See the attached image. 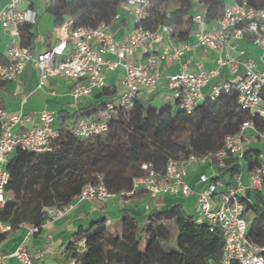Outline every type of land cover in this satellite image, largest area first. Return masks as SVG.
Wrapping results in <instances>:
<instances>
[{"label": "trees", "instance_id": "1", "mask_svg": "<svg viewBox=\"0 0 264 264\" xmlns=\"http://www.w3.org/2000/svg\"><path fill=\"white\" fill-rule=\"evenodd\" d=\"M125 1L47 0L45 10L52 15L54 28L67 20L72 27L103 22L112 28ZM245 1L255 7L264 5V0ZM224 5L222 0H146L148 12L140 25L150 30L165 26V35L184 42L189 38L196 13L202 14L204 22H211L221 15ZM33 25H19L21 45L30 47ZM5 61V55H0V62ZM4 82L7 81L0 84ZM115 93L114 87L103 86L94 103L74 112L59 111L58 134L50 151L38 153L19 148L11 154L5 164L9 174L6 200L0 208V217L11 224V231L23 224L38 231L46 207L68 203L86 183L99 179L112 195L124 200L146 197L145 191L132 190V179L143 174V163L162 171L169 159H184L190 154L213 155L223 146L225 136L238 132L245 120L264 129L257 116L241 108L237 91L231 87L222 89L214 98L206 96L189 112L175 100L156 107L136 98L130 108L115 107L106 132L76 137L67 120L80 115L97 116L109 101L101 98ZM259 155L258 148L246 149L245 173L261 164ZM238 170L237 164L229 167L231 173ZM245 211L252 216L248 239L258 246L264 245L263 198L257 194L255 201L247 200ZM81 239L82 247L77 244ZM222 246L219 227L197 221L181 204L174 203L153 208L143 222L128 212L116 218L99 215L87 226L77 228L65 252L70 264H221Z\"/></svg>", "mask_w": 264, "mask_h": 264}, {"label": "built area", "instance_id": "2", "mask_svg": "<svg viewBox=\"0 0 264 264\" xmlns=\"http://www.w3.org/2000/svg\"><path fill=\"white\" fill-rule=\"evenodd\" d=\"M23 1L0 0V25L10 38L4 54L6 61L0 62V81L15 79L30 64L39 70V86H43L48 78L71 81V95L76 102L88 96L94 88L104 86V70L122 68L121 92L117 100L107 101L97 116L80 115L73 119L71 126L76 137L88 138L106 132L116 106L130 108L136 98L155 89L159 80L156 67L166 60L178 64V70L166 76L165 87L170 91L169 98L177 101L182 109L189 112L206 96L214 98L222 89L233 87L241 108L264 123V70L258 69L252 58L240 57L243 51L239 50L235 56L229 53L218 55L216 66L209 70H190L187 61L181 59L185 52L196 47L220 52L233 48V43L245 36L264 50V5L255 7L245 0L225 4L221 15L215 19V26L209 29L202 28L203 16L196 13L193 22L198 29L194 44L180 42L172 46L165 43L158 47L164 41L167 28L144 29L140 21L148 12L146 0H126L121 6L129 8L133 27L124 41L117 40L103 22L96 26L72 27L71 21L67 20L59 27L58 40L54 45L32 54L29 47L20 44L18 28L23 23L34 24L36 12L21 8ZM117 17L118 13L114 18ZM142 48L146 50L144 61L127 60ZM223 67L234 76L241 70L239 79L234 84L226 81L212 83L204 94L203 88L219 75ZM57 117L56 111L42 109L34 115L33 124L24 127L26 117L23 114L0 108V208L6 200L9 174L5 164L9 157L19 148L38 153L50 151L58 134ZM250 139L264 140V129H258L252 120H245L238 132L225 136L223 146L213 155L198 157L190 154L184 159H169L162 171H156L150 163H143V174L132 179V190H143L151 199L187 196L192 192L187 181L188 166L209 165L211 174L198 175L203 188L196 192V220L220 228L223 237L221 264L232 261L264 264V245L258 246L247 237L250 219L245 211L246 193L264 192V161L247 174V182L243 177L242 161ZM235 164L239 170L231 173L229 167ZM111 195L101 179L88 182L68 203L46 207L40 226L58 220L79 202H105ZM11 229V224L0 217V237ZM77 244L82 247L83 240ZM42 255L40 250L27 251L23 244L10 253H5L0 247V264L9 257L16 258L21 264H35Z\"/></svg>", "mask_w": 264, "mask_h": 264}, {"label": "crops", "instance_id": "3", "mask_svg": "<svg viewBox=\"0 0 264 264\" xmlns=\"http://www.w3.org/2000/svg\"><path fill=\"white\" fill-rule=\"evenodd\" d=\"M225 4L232 3L235 0H222ZM4 2V0H1ZM47 0H24L21 8H30L36 12V22L33 25L34 39L29 47L32 54L44 51L54 45L58 40L57 32L59 27L54 28L53 17L46 12L45 5ZM215 26V20L204 22L203 29H209ZM133 27V21L130 10L126 6H121L118 17L113 20V27L110 28L114 36L119 41H124L129 30ZM198 26L194 23L188 40L184 41L189 44H194L196 41L195 32ZM62 33V32H60ZM62 35V34H61ZM9 36L0 25V55L5 54ZM168 43L177 45L178 41L170 39L167 35L164 41L158 46ZM233 48L219 51L202 47L193 48L185 52L182 60L187 61V66L190 70H209L216 66V58L218 55L225 56L231 54L237 55V52L243 51L240 57H250L253 59L256 67L264 70V50L254 45L248 36L233 43ZM146 50L144 48L138 50L134 55L128 56L127 60L133 62L144 61ZM59 58H56L58 60ZM159 80L157 86L150 93H144L139 97L143 102L152 103L159 107L164 102L171 100L169 98L170 91L165 87L166 76L178 70V64L175 61H161L157 67ZM122 68L118 67L115 70H104L103 81L104 86L114 87L116 93L112 96H105L109 101H116L120 92V78ZM241 75L240 72L234 76L229 74L226 67L219 70V75L216 76L211 83L203 88L204 94H207L212 83L226 81L235 83ZM72 82L65 78H48L43 86H39V70L27 65L24 70L13 80L0 84V108L11 112L21 113L26 117L23 126L29 127L33 124L34 115L42 109H51L56 111L74 112L83 105H89L98 100V95L102 88H94L88 96L81 97L78 101H74L71 95ZM73 118L67 122L71 124ZM249 133V131H247ZM261 143L264 145V140L250 139L247 148H258L260 157L264 158ZM200 173L211 174L212 167L209 165L190 164L188 166L187 181L192 192L187 196L171 195L160 196L151 199L148 195L136 200H124L119 195H111L105 202L98 201H83L70 212L59 218L58 220L46 223L40 226L38 231H33L32 228L23 224L13 229L0 237V247L5 253L12 252L20 244H23L29 252L40 250L43 252L42 257L35 261V264H70V259L65 252L67 242L71 235L79 226H87L91 220L99 215L105 214L110 218H116L123 212L135 216L140 222L146 220L148 213L153 208H165L174 203L182 205L183 209L191 214L197 211L196 192L203 188V184L198 181ZM244 180H247V173L244 172ZM227 178V176L225 177ZM251 192L246 193L245 203L251 200ZM249 219L252 217L251 212H247ZM192 215V214H191ZM193 216V215H192ZM196 218V215L194 216ZM114 223V220L110 221ZM2 264H21L16 258H6Z\"/></svg>", "mask_w": 264, "mask_h": 264}, {"label": "rangeland", "instance_id": "4", "mask_svg": "<svg viewBox=\"0 0 264 264\" xmlns=\"http://www.w3.org/2000/svg\"><path fill=\"white\" fill-rule=\"evenodd\" d=\"M260 146L262 147V151H264V145L261 143ZM260 159H261L262 161H264V158H263L262 156L260 157ZM242 166H244V161H242ZM245 182H247L246 178H245ZM250 194H251V200H252V201H255V199H257V194L260 195V197L263 198V200H264V192H255V191H252ZM191 214H192L193 216L196 215L195 212H192ZM247 215H248V214H247Z\"/></svg>", "mask_w": 264, "mask_h": 264}]
</instances>
